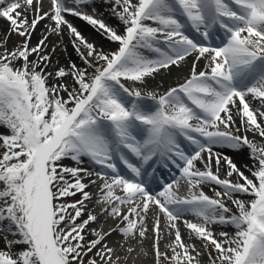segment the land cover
Returning a JSON list of instances; mask_svg holds the SVG:
<instances>
[{
	"label": "snow or ice",
	"instance_id": "obj_1",
	"mask_svg": "<svg viewBox=\"0 0 264 264\" xmlns=\"http://www.w3.org/2000/svg\"><path fill=\"white\" fill-rule=\"evenodd\" d=\"M106 2L122 30L94 0H0V264H129L149 232L153 264H264V0ZM46 20L81 65L48 70L59 45L31 44ZM189 58L182 82L148 88ZM217 149H246L249 174Z\"/></svg>",
	"mask_w": 264,
	"mask_h": 264
},
{
	"label": "bare ground",
	"instance_id": "obj_2",
	"mask_svg": "<svg viewBox=\"0 0 264 264\" xmlns=\"http://www.w3.org/2000/svg\"><path fill=\"white\" fill-rule=\"evenodd\" d=\"M96 2L107 3L106 0H94V3H96ZM44 6H45V9H47V0H44ZM67 17H70V16H67ZM73 18L74 19H68V18L67 19L75 27H77V29L79 31H81V33L85 37H87L90 41L94 42L98 47L103 48L104 51H111V50H114L115 47H117V46H115L116 45L115 43L109 42L105 38H103L101 36V34L96 32V30L91 25H88L87 22L81 20L79 17H73ZM105 21L107 23H109L110 25H112L113 27H116V28L122 30L123 26L120 24L118 19L110 18L109 16H106ZM50 27H51V22H49L47 20L39 23L37 25L36 31L33 33L32 38H31V44L36 45L37 42L43 36L47 35L48 36L47 43L49 45V48H51L53 45H57V44L59 45V47L57 48V53L53 57V65L51 67H49L48 70L53 71L55 69V67H57V66H67L70 62H75L77 65H79L81 60L79 59L76 52L72 48V45L70 43L69 34L67 32H65L62 37L53 36V35L49 34V32L47 31V29H49ZM7 28H8V25L5 22L0 21V35H2L4 30ZM91 30H94L97 34L91 33L90 32ZM13 35H11V37L9 38V42H8L9 47H12L17 42V41H14ZM19 38L23 39L21 37H19ZM57 60L59 61V65L56 64ZM191 63H192L191 58H189L188 63L185 64L182 68H180V69L173 68V70L170 74L166 73L163 75L156 76V78L154 80L150 79L148 82V88L153 89V90H158L159 92H163L168 87L174 86L175 84L182 82L183 77L187 76L189 73ZM202 68H203V63L201 62L198 65V70H200ZM160 85H162V87H159ZM147 103L150 104L151 102L148 101ZM255 142L260 146H264V145H261L259 137L255 138ZM217 151H222L224 155H229L233 159V161L237 164V166L240 167L241 170L245 171L246 175L249 174L245 168V165H250L251 161L249 158V153L246 149L244 151H241L240 153H236V152H234L232 150H228V149H217ZM166 172H167V170H165V178L167 179L168 176H167ZM222 175H223V172H222ZM157 186L158 185L153 186V189H155ZM90 191L95 194V193H97L98 190L93 187L90 189ZM204 191L210 196L213 195V193L211 191H209V189L207 187H204ZM89 207L92 208L93 205H89ZM94 211H95V214L99 215L101 212V206H96ZM233 211H235V209H233ZM151 214H153V215H151ZM100 219L102 221L101 225L98 226L96 224H92L91 227L92 228L102 227L104 231H108L110 228L115 226V224L113 223V220L110 218L107 219L106 223L103 222L105 220L104 216H100ZM153 219H154V213H150L149 214V220H148L149 228H151V224H152ZM161 225H162V228L165 229V231L162 233V239L160 241V250L162 252H169L170 250L167 247V245L171 243L169 241V238L171 239L174 236L171 237L170 235L167 234V229H166V226L164 225L163 218L161 219ZM226 231H232V229L230 228ZM118 237L119 236L114 233L111 237L108 238V242H110L111 245H114L115 242L117 240H119ZM89 238L91 239L92 237H89ZM185 239H187L186 236H185ZM152 243H153L152 233L149 232V239L147 241H145V243L143 244L142 247L144 249H146L150 254L148 256H145L141 253L139 256L135 257L134 260H130L129 264H153V259L151 256ZM137 247L139 248L141 246L137 245Z\"/></svg>",
	"mask_w": 264,
	"mask_h": 264
},
{
	"label": "rangeland",
	"instance_id": "obj_3",
	"mask_svg": "<svg viewBox=\"0 0 264 264\" xmlns=\"http://www.w3.org/2000/svg\"><path fill=\"white\" fill-rule=\"evenodd\" d=\"M95 5H96V7H95V11L98 13V14H102V17L101 18H103L104 20H105V17L106 16H109L110 18H115V19H117L115 16H113V15H111V12H110V8H109V6H108V4L107 3H105V2H96L95 3ZM85 11H89V9H85ZM68 19H74L73 18V16H70V17H67ZM0 21H2V22H5L4 20H2V19H0ZM6 23V22H5ZM7 24V23H6ZM8 25V24H7ZM91 33H94V34H97L94 30H91L90 31ZM13 39H14V41H20V40H22V39H20L19 37H18V35H13ZM115 45V44H114ZM115 46H117V45H115ZM116 48V47H115ZM114 48V49H115ZM82 64V62L80 61V64L79 65H81ZM69 84H71V81L69 80V81H67ZM217 228V227H216ZM216 228L214 229V230H216ZM225 229H228V228H225ZM220 231V229H219V227H218V230H217V232H219ZM187 240V239H186ZM195 243H196V245H197V247L199 248L200 247V242L199 241H195ZM5 247V241H4V239H3V234L2 233H0V249H3ZM169 254H170V252H169ZM202 259L205 261V262H207V256H204V257H202Z\"/></svg>",
	"mask_w": 264,
	"mask_h": 264
}]
</instances>
